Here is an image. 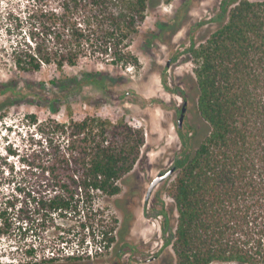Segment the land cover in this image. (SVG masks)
Returning <instances> with one entry per match:
<instances>
[{
	"label": "trees",
	"instance_id": "obj_1",
	"mask_svg": "<svg viewBox=\"0 0 264 264\" xmlns=\"http://www.w3.org/2000/svg\"><path fill=\"white\" fill-rule=\"evenodd\" d=\"M160 1L172 2L34 0L25 21L19 19L15 27L19 39L0 57L26 74L53 67L64 74L82 60L139 69L133 41L149 8ZM6 14L7 19L14 15ZM218 21L216 31L189 49L198 114L209 132L199 145L182 138L171 193L178 215L167 237L168 215L162 209L164 242L172 247L176 264H264V0H222ZM6 30L12 34L10 26ZM98 82L91 76L84 84ZM50 84L58 87L56 81ZM80 85L76 80L74 88L62 89L71 96ZM14 92L0 86V96ZM178 94L186 100L184 91ZM48 102L57 114L60 95ZM67 110V122L50 118L39 125L45 148L55 145L57 151L37 165L53 176L54 192L38 205L49 216L70 214L89 222L97 196L122 193L119 182L133 171L145 143L142 133L124 121L88 117L79 122L70 106ZM33 120L38 123L37 117ZM101 215L94 223L102 228L99 254L105 260L55 254L39 259L30 251L24 260L0 264H114L119 221Z\"/></svg>",
	"mask_w": 264,
	"mask_h": 264
},
{
	"label": "rangeland",
	"instance_id": "obj_2",
	"mask_svg": "<svg viewBox=\"0 0 264 264\" xmlns=\"http://www.w3.org/2000/svg\"><path fill=\"white\" fill-rule=\"evenodd\" d=\"M221 1H160L150 7L132 45L140 60L139 69L124 70L101 61L82 60L78 66L66 68L64 74L54 67L26 74L17 72L11 63L4 65L0 57V86L15 89L0 96V262L24 260L30 251L39 259L55 254L90 256L92 262L105 260L99 254L102 246L98 234L102 228L94 223L103 214L108 220L119 221L112 253L114 264H176L172 247L164 242L166 221L161 211L164 207L167 210L169 237L178 215L171 196L177 172L161 181L149 197L148 192L158 176L174 168L183 137L199 145L209 132L198 114L195 64L189 49L219 28ZM33 2L0 0L1 54L19 39L15 27L19 19L25 21ZM9 12L14 14L11 19H7ZM8 26L12 34L6 30ZM91 76L98 79V84H84ZM76 80L82 85L69 96L68 89L75 87ZM50 81H56L58 87ZM64 85L68 89H62ZM179 90L184 91L186 100ZM56 95L62 103L54 114L48 101ZM67 106L79 122L88 117L124 121L142 133L145 143L133 171L119 182L122 193L110 199L97 196L93 220L89 222L70 214L49 216L38 205L40 199L54 192L53 176L37 165L57 151L55 145L45 148L46 138L39 125L50 118L67 122Z\"/></svg>",
	"mask_w": 264,
	"mask_h": 264
},
{
	"label": "water",
	"instance_id": "obj_3",
	"mask_svg": "<svg viewBox=\"0 0 264 264\" xmlns=\"http://www.w3.org/2000/svg\"><path fill=\"white\" fill-rule=\"evenodd\" d=\"M185 111H186V107H185V105H184V107L182 108V116H181V118H180V120H179V125H178L179 128H182V123H183V119H184V113H185ZM174 172H175V169L172 168V169H171L170 171H168L166 174L158 176V177L154 180V182L152 183V185H151V187H150V189H149L148 197L151 195V193H152V191L154 190V188H155V187H156L161 181H163V180L169 178Z\"/></svg>",
	"mask_w": 264,
	"mask_h": 264
}]
</instances>
